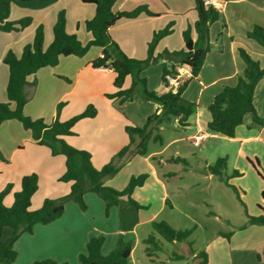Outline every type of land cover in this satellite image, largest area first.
<instances>
[{"label":"crops","instance_id":"obj_1","mask_svg":"<svg viewBox=\"0 0 264 264\" xmlns=\"http://www.w3.org/2000/svg\"><path fill=\"white\" fill-rule=\"evenodd\" d=\"M215 1L214 7L220 12V19L212 24L209 30L211 51L198 78L189 83L183 94L186 102L194 103L198 107L190 116L188 126L180 127L177 119L168 120L169 123L166 125L175 134L181 132L186 134L176 135L165 141L160 149H149V155L146 157L135 156L140 157V161L148 170L145 173H148L149 177L144 186L134 191L133 198L147 208L138 210L125 202H120L112 206L109 215H106L104 200L97 194L89 192L85 195L86 210H82L77 203L69 201L64 214L59 219L48 225H35L33 233H23L15 243L18 257L11 264H33L35 261L44 259H53L59 263L80 264L79 255L86 252L91 235L105 237L102 253L107 255L114 250L121 234L126 241L132 242V253L128 264H154L146 254L147 247L144 248L143 256L139 253L140 245L146 244V240L152 234V222L158 221L168 203H171L169 187L172 184L169 181L178 177L176 172L167 174L161 172V167L168 165L167 160L170 158H182L184 148L180 145L181 142L191 139L197 133L201 131L206 133L207 139L218 135L207 129V124L211 121L208 106L224 87L237 85L238 78L245 69L239 48L245 49L264 68V48L247 36L256 25L264 27V0ZM142 5L147 6L158 16H148L143 13L133 19L123 18L117 21L109 32L113 40L129 57L145 59L148 55V44L154 33L173 22V33L163 38L155 50V57L162 54V62L153 63H160L162 76L164 68L168 67L170 62L165 59L166 53L171 54L185 49L183 31L189 26L193 27L197 20L195 3L193 0H117L114 10L132 11ZM61 10L66 11L67 32L76 34L83 43L89 42L90 34L80 28L79 24L94 18L96 14L94 5L84 4L81 0L12 1L9 19L16 21L31 17L32 23L21 32L0 31V103L8 101L9 68L3 62L5 55L9 50H13L16 56L20 57L23 48L33 41L36 29L40 25L44 26L45 31L44 46H49L53 41V26ZM192 37L196 39L194 30ZM91 49L94 52L91 59H86V55L62 57L57 66L42 68L35 75L28 77L29 84L25 92L32 93L33 96L25 108L30 109L31 103L36 99L28 114L31 117L40 118L41 115H35L37 110L32 111V109L40 108L42 104L51 101L54 121V116L57 117L58 105L64 103L59 119L65 121L86 106L84 100L80 98L82 90L85 89L90 93L97 90L96 101L94 99L92 101L97 106V115L94 118L79 121L74 126L77 135L67 136L64 139L72 147L90 152L94 166L101 169L129 144L126 127L132 124L143 127L148 117L157 112L158 105L153 102L145 103L147 109L142 115H135L132 118L126 111L118 110L117 101L106 97V94L115 91L114 84L112 85L115 73L110 67L93 68L91 61L101 56L102 49L98 47ZM180 69L183 70L185 79L191 77L190 68L180 67ZM130 85L131 78L128 77L124 88L127 86L129 88ZM163 87L159 89L158 94L169 91L164 83ZM76 100H78L77 106L72 103ZM95 102H99L100 105ZM254 105L258 116L264 118V78L256 87ZM11 107L14 108L15 105L12 104ZM164 127L165 125L160 126V130ZM228 143L236 149L238 159L251 165L256 173L249 159L252 161L258 159L261 165L259 170L264 168V159L261 161L259 153L260 149L264 150V127L254 122L252 114L245 115L243 124L237 128L234 138H228ZM176 144L179 146L175 153L165 157L170 147ZM154 156L159 158L158 165L152 161ZM136 159L128 161L115 177L107 179L106 185L117 190L126 188L133 175L142 174V171L134 173L132 168H129L138 161ZM65 170L66 158L63 155L53 156L48 147L37 144L32 139L31 132L25 130L19 121L8 120L0 125V191L12 185V190L4 199L6 206L12 205L14 194L21 188L22 178L32 173H36L39 177V189L32 198V209L40 208L46 198L65 196L69 193L71 186V183L59 181ZM207 174L208 180L214 176L210 172ZM240 177H232L230 182L234 184ZM262 179L264 180V177ZM183 187L179 189L176 186L174 192L184 190ZM262 191L264 189L260 192ZM262 208L264 206H259V213L255 216L263 214ZM210 214L216 218L219 216L216 211ZM256 226L259 228L255 229ZM249 229L258 230L263 239L257 243L251 239H248L250 241L245 239L237 244L219 236L224 251L228 247L232 264H238V260L233 257L234 253L237 257L239 256L240 262L242 260L244 264H247L243 254L248 249L252 251L250 261L257 264L256 256L264 250V247L259 251L256 250L258 243H264V227L253 225ZM12 233L11 227H5L1 240H7ZM192 255L196 257L197 252L193 251ZM176 260L178 259L175 254L169 257V262ZM259 262H264V256H261Z\"/></svg>","mask_w":264,"mask_h":264},{"label":"trees","instance_id":"obj_2","mask_svg":"<svg viewBox=\"0 0 264 264\" xmlns=\"http://www.w3.org/2000/svg\"><path fill=\"white\" fill-rule=\"evenodd\" d=\"M13 0H0V31L21 32L32 23L31 17H25L16 21L10 20V10ZM197 20L193 27L189 26L183 31L185 49L171 53L175 57L165 67L162 74V81L165 83L167 74L176 75L178 68L188 67L191 70V77L174 93L168 91L158 94L149 91L146 86V79L140 77L151 61L155 60V49L158 43L174 31V23L170 22L164 29L154 33L152 41L148 44V57L146 59H135L129 57L113 40L110 35V28L120 19H133L141 14L148 16H158L147 6H138L132 11H115L114 5L117 0H81L84 4H92L96 8L94 18L79 24L85 32L90 34L91 40L83 43L76 34H69L66 30L67 18L66 11L58 13L57 20L53 26V41L44 50L45 31L44 26L40 25L35 32L34 39L27 44L20 57L16 56L13 50H9L3 62L9 68V80L7 84V102L0 103V125L8 120L19 121L25 130L32 134V139L39 145L50 149L53 156L63 155L66 158V170L59 178L60 182L71 183L70 191L65 196L59 198H46L42 206L32 209V198L39 189V177L36 173L25 175L21 180V188L14 194L11 206L4 203L5 197L12 190V185H8L0 191V264H11L16 261L18 252L15 243L23 233H33L37 224L48 225L59 219L65 211L69 201L77 203L82 210L87 209L85 195L89 192L97 194L106 204V215H109L110 208L125 202L127 205L136 209H146V206L138 203L134 198V191L144 186L149 174L143 173L133 175L126 188L123 190L114 189L106 185V180L115 177L124 165L134 156H148L150 144L163 146L165 140L160 134V126L165 119L172 117L178 120L180 127L188 126V120L198 107L194 103L186 102L183 94L189 83L196 80L206 64L208 55L211 51L209 30L212 24L220 19V12L214 6H207L204 0H193ZM196 33V39L192 37V31ZM248 38L256 41L264 48V27L256 25L247 34ZM102 49L101 56L91 61V66L95 69L110 67L114 73L115 92L106 94V97L119 101L120 109L132 100L136 90L142 86L143 95L147 100L158 105V110L149 116L143 127L128 125L126 133L129 136V144L123 147L113 158L101 169H97L92 161V154L86 150L72 147L65 141V137L73 136L74 126L86 118H94L97 110L89 106L81 114L68 121H60L59 113L64 103L58 105L57 117L51 123L44 119H34L25 114V107L30 96L25 92L29 84L28 77L35 75L40 69L45 67H55L59 64L62 57L76 56L84 57L91 48ZM169 54V53H168ZM239 54L245 63V69L238 78V83L234 87H224L217 94L208 106L211 121L207 124L209 132L220 136L234 138L237 128L243 124L246 114H252L255 123L264 127V118H260L254 105V94L257 85L264 78V68L260 62L243 48H239ZM167 55V53H166ZM131 78V86L124 89L125 80ZM36 82L34 83V86ZM12 104L15 105L12 108ZM157 158H152L155 161ZM170 163L183 162L182 158H170ZM250 163L260 177H264L259 170L261 167L258 159L250 160ZM227 158H218L213 165L208 167V171L217 177L221 182L232 187L229 180L232 177H239L242 174L235 170L231 177L226 175ZM264 200V191L261 193ZM244 204V202H241ZM245 206V205H244ZM245 210L247 208L245 206ZM263 214L251 216L248 213V224L264 227V208ZM153 231L170 243H180L188 241L194 229L184 231L175 230L166 221H154L151 224ZM5 227L13 229L12 235L2 241V234ZM226 239L229 234L220 233ZM105 237L103 235H91L86 246V252L79 255L80 264H128L132 253V242L126 241L121 234L118 238L116 247L109 254L102 253V246ZM148 245L145 249L150 261L154 262L153 255L160 251V246L156 242L154 232L146 240ZM190 248H192V244ZM195 258L201 259L200 264L208 261V255L202 251ZM260 259L261 256L258 255ZM177 259L183 260L184 257L177 255ZM33 264H67L59 263L53 259L35 261Z\"/></svg>","mask_w":264,"mask_h":264},{"label":"rangeland","instance_id":"obj_3","mask_svg":"<svg viewBox=\"0 0 264 264\" xmlns=\"http://www.w3.org/2000/svg\"><path fill=\"white\" fill-rule=\"evenodd\" d=\"M47 47L48 46L45 45L44 50H46ZM161 55L156 56V59L151 61V64L140 73V77L146 79L147 89L156 93L160 91L159 89L164 88L160 63L153 64L156 61L162 62L163 59ZM93 56L94 52L92 49H90L85 58L91 59ZM127 87L124 89H128ZM141 87L142 86L136 90L132 100L126 102L121 109L119 107V101L116 100L118 103L117 109H120L123 112L126 111L128 116L131 118L135 117V115H142V113L147 109V105L145 103H152V101L147 100L144 97ZM96 92L97 90L93 93H90L85 89L82 90L80 92V98L84 100L86 106L80 112H75L65 121H68L71 118L81 114L89 106H93L97 110V106L92 103L93 99H96ZM27 94L30 96L29 100H31L33 96L32 93L27 92ZM34 102H36V99L31 103L30 109L26 110L25 108L26 115H29L28 112L31 111L32 106H34ZM77 102L78 100L73 101L72 103L77 106ZM95 103L100 105L99 102ZM57 110L58 108L56 109V115ZM32 111H36L35 115H41L40 118L44 119L47 123H51L53 121V105L51 101H47L45 104H42L40 108H35L34 110L32 109ZM32 118L39 119L37 117ZM168 120L173 121V118H166L164 123L161 125H165V127L159 131L165 141L176 135H183L184 133L181 132L180 134H175L173 130H170L168 127H166V125L169 123ZM74 133L75 135L73 136H76L77 132L75 130ZM192 142L193 141L191 139H187L180 144L184 148L182 155H180L182 159L187 161L186 164L183 162H169L168 165L163 166L160 169L161 172L166 174L169 172H176V176L178 177L172 178L169 181L172 184V186L169 187L171 203H168L166 210L160 216L158 222L164 220L175 230H194L188 238V241L173 244L164 240L160 235L155 233L151 226V231L154 232L156 236V242L160 246V251H157L154 254L155 256L153 259H155V261L153 263L164 264L165 262H169V257L172 254H175L183 256L184 259H178L176 261L169 262L168 264H200L201 259L195 258L192 255L193 251L189 244L191 243L193 250L196 251L197 254L202 251L207 253L208 261L205 264H232L229 256L230 253H228V247H226L225 251L223 249V244L219 238L220 233L229 234L228 240L237 244H239V241L245 239H251L256 243L263 239L260 232L255 230L259 227L256 226L253 230L249 229L253 225L248 224L246 213L251 216H255L259 213V206H264V200L262 199L260 192L261 189H264V180L253 170L251 165L243 162L240 158L238 159L236 149L233 147V145L228 143V137L220 135H217L216 137L213 136L208 138L198 147H195ZM178 146L179 145L177 144L171 146L168 152L165 154V157H169L170 155L174 154ZM149 149H160V145L157 143H151ZM259 153L260 159L263 161L264 150L260 149ZM220 157L228 159L226 169V175L228 177H231L235 170L240 171L242 174L234 184H232L230 182L231 180H229L230 185L235 186L237 191L226 185L224 182H221L215 176L208 180V167L213 165ZM133 158H137L136 160H138L134 163V165H132L134 167H129L132 168L134 173H140L142 171L141 173L143 174L145 171H148L147 168H145L144 163L140 161V157L134 156L131 159ZM156 158L157 159L154 161V163L155 165H158L157 163L159 158ZM261 173L264 176L263 171H261ZM176 186H178L179 189L180 187L184 186V190L180 192H174ZM245 194H247V196H245ZM241 202H244V204ZM153 204L156 203L153 202ZM244 205L246 206L247 211L245 210ZM213 211L218 213V218L210 214ZM148 245L150 246V244L141 243L139 253L142 256L144 248ZM231 245H233V243H231ZM263 247L264 243H258L256 250L259 251L263 249ZM260 253V256H264V250L260 251ZM243 255V259H245L247 264H254L253 261H250V257L252 255L251 250L248 249L244 251ZM233 257L238 260V264H244V261H239V256L237 257L236 253H234ZM259 260L260 259L258 256H256L257 264H264V262L261 263Z\"/></svg>","mask_w":264,"mask_h":264},{"label":"built area","instance_id":"obj_4","mask_svg":"<svg viewBox=\"0 0 264 264\" xmlns=\"http://www.w3.org/2000/svg\"><path fill=\"white\" fill-rule=\"evenodd\" d=\"M205 4L207 6H214L216 4L215 0H204ZM179 73L176 75H172V74H167L165 76V83L164 85L166 86V88L169 91L172 92H176L178 90V88L184 83V81L186 80L184 78V73L183 70L178 68ZM207 139V135L204 132H199L196 135H194L191 140L193 141L192 144L195 147L200 146L203 142H205Z\"/></svg>","mask_w":264,"mask_h":264},{"label":"water","instance_id":"obj_5","mask_svg":"<svg viewBox=\"0 0 264 264\" xmlns=\"http://www.w3.org/2000/svg\"><path fill=\"white\" fill-rule=\"evenodd\" d=\"M165 59L168 60V61H174L175 60V57L171 54H167L165 55Z\"/></svg>","mask_w":264,"mask_h":264}]
</instances>
